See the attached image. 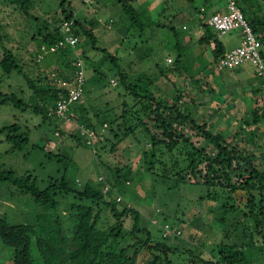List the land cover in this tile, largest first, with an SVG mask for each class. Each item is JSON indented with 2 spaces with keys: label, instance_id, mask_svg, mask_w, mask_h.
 Masks as SVG:
<instances>
[{
  "label": "trees",
  "instance_id": "trees-1",
  "mask_svg": "<svg viewBox=\"0 0 264 264\" xmlns=\"http://www.w3.org/2000/svg\"><path fill=\"white\" fill-rule=\"evenodd\" d=\"M16 1H21V11L26 19L40 23L39 19L29 14L28 0ZM213 1L215 0H185L187 7L195 12V15H186V18L193 20V16H196L198 26L204 30L195 43L196 46L212 48L211 61L206 63L209 71L212 70L210 66L215 69L218 60L226 53L217 33L206 24L208 16L215 14L207 15L208 6ZM231 1L238 6L262 44L263 52L264 0ZM116 2L128 18L131 30H137L143 35L149 29L153 32V28L168 29L172 38L177 41L174 48L178 53L176 61L170 59L168 64L171 67L162 70L155 64V68L159 69L158 74H142L135 79L129 76L117 57L97 46L98 40L92 28H86L85 22L76 18L73 13L71 0L60 1V24L49 28L45 23L42 29L31 35L28 42L35 44L32 45L33 51H30V45L24 50L29 56L28 61L13 50L0 47V79L16 75L24 82L16 87H12V84L0 86V107L11 106L20 112L30 111L37 119L35 128L46 124L53 128V137L64 136L57 124L64 120L49 117L48 113L55 109L58 99L67 94L61 83L71 82L70 78L75 76L79 61L82 62L84 74L83 91L88 82L86 67L91 59L81 48L82 42L89 43L92 50L108 57L110 66L117 71V83L123 88L124 94L119 93L118 96L131 97L136 102L133 106L123 102L118 117H108L98 109L94 115H90L80 101L79 107H73L77 104L75 103L67 113V118L77 125V132L72 133L70 138L77 146H84L94 152L97 161L111 172L113 179L110 181L102 176L98 178L96 185L88 181L80 187L63 175L61 178H50L47 182L42 181L41 185L45 187L41 188L40 182L31 174L16 176L0 165V184L10 182L17 188L20 196H30L37 206L33 211L35 216L32 224H12L0 213V240L6 248L13 251V264H137L139 250L144 248L153 256L148 264H175L178 259L173 261L169 256H177L185 249L154 243L149 231L142 226L141 213L134 205L132 207L131 203H124L120 195L112 198L120 184L131 185L138 174L152 177L161 192L176 194L183 187L195 192L196 189H201L203 192L198 200L201 203L211 202L219 208L213 217L218 229L208 237L207 228L211 227L212 221L209 220V227L205 224L199 227L200 231L208 233L198 237L197 229L191 239L195 243L191 242L195 249L184 251L189 258L182 264H264V169L256 163L258 157L252 147L255 142L258 143L259 130L264 126V109L260 108L259 101L256 100L245 114L248 119L238 123L233 133H230L233 130L228 129L215 133L206 122H200L192 114L191 105L183 101L182 92L178 91L175 83H172V97L153 95L156 82L160 76L165 77L168 71L175 74L184 71L190 73L188 67L192 64L185 66L184 62L187 49L180 40L182 37L178 35V29L172 23L166 25L165 22L144 20L139 12L142 5L135 7L138 0ZM65 23L68 24L67 31ZM192 29L194 25L182 27L181 23V30L188 32L183 40L188 38L189 41V31ZM151 32L147 38L151 37V41H154ZM71 37L76 40L74 46L66 41ZM3 38L0 24V45ZM147 40L149 39L145 43ZM140 43L141 41L136 44ZM96 66L98 70L95 73L100 74L99 66ZM202 67L205 69V62ZM193 74L192 72L191 75ZM254 75L258 76L256 72ZM259 78L257 85L251 84L254 96L264 92V81ZM1 80L0 83L5 82ZM4 87L7 90H3ZM246 127L252 129L247 131ZM81 129L91 131L92 137L86 133L81 134ZM105 129L109 136L104 133ZM188 132L192 133L191 137H188ZM0 133L13 146L11 151L20 150L21 146L29 144L28 134L22 132L18 124L3 127ZM192 137L203 141L206 147L194 144ZM91 138L97 142L90 143ZM127 140L135 142L137 149L134 152L140 160L139 167L133 171L127 167V161L123 163L125 158L121 153L128 150ZM33 148L36 146L33 145ZM99 152L118 158L115 166L110 167L107 162H102ZM54 154L50 152L47 155L52 158L55 157ZM58 160L64 161V158ZM68 197L72 198L65 209L72 219L70 231L65 230L66 223L63 219L66 213L62 212L64 208L61 203L62 198ZM104 209L109 211L115 222L112 226L102 228L99 224L101 211ZM131 217L132 229L126 232V220ZM154 223L156 225L158 221L154 220ZM166 225L171 234L163 236ZM160 232L164 240L172 236L176 239L182 234L179 228H174L167 222L160 225ZM178 232L179 235H176ZM139 235L146 237L143 242ZM128 236L138 238L140 246L139 243L125 245ZM214 236H218V239H213ZM204 249L208 259L201 257ZM215 257L217 260H214Z\"/></svg>",
  "mask_w": 264,
  "mask_h": 264
},
{
  "label": "rangeland",
  "instance_id": "rangeland-1",
  "mask_svg": "<svg viewBox=\"0 0 264 264\" xmlns=\"http://www.w3.org/2000/svg\"><path fill=\"white\" fill-rule=\"evenodd\" d=\"M28 1L30 3L29 14L39 19L40 23L26 19L21 11V1L0 0V24L2 25L4 37L0 47L13 50L14 53L20 54L25 61H28L29 56L24 50L30 45V51H33L35 45L28 42L31 35L42 29L45 23L49 25V28H53L62 21L59 9L61 0ZM141 5L139 12H141L144 20L165 22L166 25L170 22L178 29V35L182 37L180 40L187 49L185 66L192 64L188 67L189 74L185 71L181 74H175L173 71L165 72L166 78L160 76L154 90H152L153 95L172 97L174 92L172 83H175L178 91L182 92L183 101L191 105L192 114L200 122H206L215 133L227 129L233 130L230 131V133H233L238 123L248 119L245 114H247L250 105H253L256 100L259 101L260 108L264 109V92L257 96L251 93L249 81L252 79V82L259 83L260 78L254 75V68L250 64L237 67L235 73L233 71L218 73L211 66L209 68H212V70L209 71L206 63L211 61L212 48L208 46L198 47L195 44L197 40L194 39L189 40L190 42L183 40V37L188 36V32L181 30V23L182 27L187 26V24L193 27L194 21H196V16H193V20L186 18V15H195V12L187 7L185 0H138L135 7ZM71 8L76 18L85 22L86 28H92L93 34L98 40L97 46L105 49L108 54L117 57L128 75L134 79L142 74L149 76L153 73L158 74L159 69L155 68V64L165 70L171 67L167 59L177 60L178 53L174 48L177 41L172 38L168 29L153 28V32H151L152 29H149L143 35L137 30H131L128 18L122 12L116 0H71ZM196 27L198 30L203 31L198 25ZM193 30L189 31V34ZM150 32L153 39H155L154 41H151V37L147 38ZM146 39H149L147 43H145ZM240 40L239 29L219 37L225 51L239 46ZM140 41V44H136ZM81 48L85 50L87 56L91 59L86 67L88 69L86 72L88 82L80 101L88 110V114L94 115L98 109L99 112L108 117H118L121 114V104L123 102L126 101L129 106L136 104L131 97L118 96L119 93L124 94L123 88L117 83V71L110 66L107 60L108 57L92 50L87 42H82ZM1 55L2 52L0 51V57ZM204 62L205 69L202 67ZM93 63L99 66L100 74L95 73L98 67ZM239 71L247 74V77L245 74H238ZM192 72L193 75H191ZM246 78L247 80H245ZM1 81H5L0 83L1 87L6 86V84H12V87H16L23 82L16 75ZM113 83L116 84L113 85ZM3 90L7 89L4 87ZM11 92L17 93L15 91ZM77 106L79 107V103L73 107ZM35 121L37 119L30 111L20 112L11 106L0 107V129L18 124L22 128V132L27 133L29 138V144L21 146L20 150L11 151L13 146L7 143L5 135L0 133V165L4 169L15 173L16 176L31 174L40 182L39 186L41 188L45 187V185H41L42 181L47 182L50 178H61L63 175L72 184L77 183L80 187L88 181L96 185L98 178L102 176L108 181L113 179L111 172L106 169L103 163L97 161L92 150L84 146H77L70 138L72 133L77 132L75 122L68 119L57 123L60 125L61 131L64 132V136L61 138L60 136L53 137V128L48 127L46 124L35 128ZM251 129L252 127H246L247 131ZM104 133L108 135L106 129ZM187 135L191 137L192 133L188 132ZM191 139L199 147H206V144L200 139L193 137ZM257 139L258 143L255 142L251 146L258 157L256 163L264 169V126L259 130ZM33 145L36 148H33ZM126 145L128 150L121 152L125 158L123 163L127 161V167L133 171L140 164V160L136 158L134 152L137 146L135 142L128 140ZM50 152H54L59 157L55 154V157H48ZM99 154L102 157V162H107L110 167L115 166L118 158H112L103 152H99ZM58 158H64V161H59ZM200 169L202 168L200 167ZM202 192L201 189H196L195 192L184 187L176 194L161 192V188L153 182L152 177L146 174H141V176L138 174L134 177L131 185L120 184L118 189L113 192L112 198L120 195L124 203H131L132 207L134 205V208L141 213L142 226L149 231L151 240L154 243H165L172 248H179V250L182 248L194 250L195 247L191 244V239L194 233H197V229L199 231L198 237L208 233L207 231V233L200 231L199 227L204 224L209 227L208 222L209 220L212 221L210 222V224L213 223L211 229L207 228L209 230L208 237L212 236V231L215 232L218 229L213 217L219 208L216 204L208 201L201 203L198 198ZM71 199L69 197L61 199L64 208L62 212L66 213L63 219V222L66 223V231H70L72 225L71 216L68 215L69 211L65 210L72 202ZM36 209L37 206L30 196H20L17 188L12 186L10 182L0 184V213L5 215L10 223L32 224L35 216L33 211ZM154 220H157L158 224L155 225ZM114 222L108 210L101 211L99 226L105 228L112 226ZM164 222L169 223L174 228H179L182 234L176 239L172 236L170 239L164 240L160 232V225ZM132 225L133 218L131 217L126 220L124 230L130 232ZM138 237L142 239L141 242L146 238L144 235ZM213 239H218V236H214ZM133 243L135 245L139 243L138 238L126 237L125 245H132ZM150 245L153 244L150 243ZM210 246L208 245V247ZM184 251H180L177 256L176 254L169 256L170 260L178 259L174 262L175 264L184 263L189 258V255ZM206 252L204 249L203 255L206 257L202 255V259H208L209 256L205 255ZM152 259L153 256L150 251L145 248L139 250L137 264H148ZM214 260H217V258L215 257ZM0 264H13V251L6 248L1 240Z\"/></svg>",
  "mask_w": 264,
  "mask_h": 264
},
{
  "label": "built area",
  "instance_id": "built-area-1",
  "mask_svg": "<svg viewBox=\"0 0 264 264\" xmlns=\"http://www.w3.org/2000/svg\"><path fill=\"white\" fill-rule=\"evenodd\" d=\"M206 24L213 29L219 36L230 33L236 29H239L241 32V43L240 46L232 49L224 54L215 65L216 71H226L232 70L236 67H239L243 64L249 63L255 68V72L259 77L264 81V51L262 52V44L259 42L253 30L247 24L243 18L241 11L238 6L233 1H228L227 11L225 13H215L209 17ZM64 28L68 30V24H64ZM69 45L74 46L76 40L74 38H67ZM54 51V48H51ZM167 62L170 63V60L167 59ZM70 83H61L63 87L67 90L65 96H61L58 99L56 107L53 111L48 113L50 117H56L61 120H68L67 113L69 108L72 107L75 103L81 101L83 97V84H84V74L82 71V62L77 63V70L75 76L71 77ZM116 83H113L115 85ZM70 121V120H69ZM87 134L89 137H92L91 131H85L81 129V134ZM90 143L95 141L94 138H91ZM163 236L171 234V231L166 225L164 227ZM179 235V232L176 234Z\"/></svg>",
  "mask_w": 264,
  "mask_h": 264
},
{
  "label": "crops",
  "instance_id": "crops-1",
  "mask_svg": "<svg viewBox=\"0 0 264 264\" xmlns=\"http://www.w3.org/2000/svg\"><path fill=\"white\" fill-rule=\"evenodd\" d=\"M228 1H230V0H215V1H213V3L210 5V6H208V9H207V15H209L210 13H225L226 11H227V4H228ZM203 12V11H202ZM212 15V14H211ZM210 15V16H211ZM210 16H208V17H210ZM209 19V18H208ZM207 19V20H208ZM207 22V21H206ZM197 23V24H196ZM196 24V25H195ZM194 30H193V32L189 35L190 37H189V40H192V39H194V40H198L199 38H200V36L204 33V30L202 31V30H198V28L196 27L197 25H198V22H197V18H196V21L194 22ZM236 30H238V29H236ZM235 31V30H234ZM218 35V34H217ZM240 36H241V32H240ZM218 37H221V36H219L218 35ZM185 40H188V38H184ZM241 39H242V36H241ZM190 42V41H189ZM240 43H241V40H240ZM239 46H240V44H239ZM239 46H237V47H239ZM237 47H235V48H237ZM235 48H232V49H235ZM232 49H230V50H232ZM229 50V51H230ZM225 52H228V51H225ZM170 60V59H169ZM246 64H249V63H246ZM243 65H245V64H243ZM243 65H241V66H239V67H242ZM251 65V64H250ZM252 66V65H251ZM253 67V66H252ZM254 68V67H253ZM237 67L236 68H234V69H232V70H226V71H233L234 73H235V70L237 71ZM220 72H225V71H218V73H220ZM240 72V71H239ZM238 72V74H240V75H243V74H245V73H243L242 71L239 73ZM254 73H255V68H254ZM246 75V77H247V74H245ZM245 80H247V78L245 79ZM250 80V79H249ZM250 82V85L252 84V85H255L256 83H254V82H252V79L249 81ZM257 85V84H256ZM258 87V86H257ZM263 89V88H262Z\"/></svg>",
  "mask_w": 264,
  "mask_h": 264
}]
</instances>
